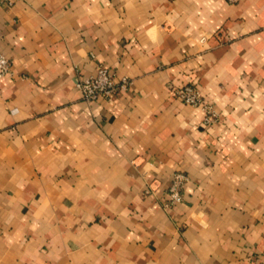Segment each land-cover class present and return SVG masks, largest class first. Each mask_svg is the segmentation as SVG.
Wrapping results in <instances>:
<instances>
[{"label": "crops", "instance_id": "crops-1", "mask_svg": "<svg viewBox=\"0 0 264 264\" xmlns=\"http://www.w3.org/2000/svg\"><path fill=\"white\" fill-rule=\"evenodd\" d=\"M0 54V264H264V0H14Z\"/></svg>", "mask_w": 264, "mask_h": 264}, {"label": "built area", "instance_id": "built-area-1", "mask_svg": "<svg viewBox=\"0 0 264 264\" xmlns=\"http://www.w3.org/2000/svg\"><path fill=\"white\" fill-rule=\"evenodd\" d=\"M14 0H0V5H12ZM235 3L237 0H228ZM10 72V61L7 57L0 54V79ZM128 79H115L112 73L104 66L96 67L94 74L84 77L76 83V87L81 96L86 101H94L98 98L111 99L118 91L125 90ZM173 96L184 103L200 107L204 110V123L213 122L217 114L213 111L211 105L204 99L202 92L195 89L192 85H182L171 88ZM187 180L183 172H175L172 175L171 183L168 188L167 201L174 204L180 201L183 186Z\"/></svg>", "mask_w": 264, "mask_h": 264}]
</instances>
